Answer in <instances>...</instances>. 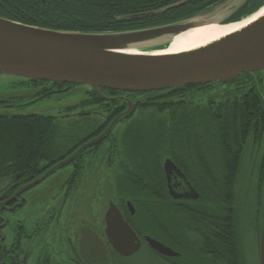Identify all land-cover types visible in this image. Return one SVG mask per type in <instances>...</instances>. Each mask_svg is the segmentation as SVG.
Returning a JSON list of instances; mask_svg holds the SVG:
<instances>
[{
	"label": "trees",
	"instance_id": "16d2710c",
	"mask_svg": "<svg viewBox=\"0 0 264 264\" xmlns=\"http://www.w3.org/2000/svg\"><path fill=\"white\" fill-rule=\"evenodd\" d=\"M221 0H0V16L28 25L81 32H110L138 29L159 25L192 16ZM264 0H250L230 20L236 21L258 10ZM148 14L138 17V15ZM28 85L42 87V91L31 95L35 99L40 93L60 92L64 87H85L59 82L21 78ZM264 71L243 73L230 83H208L175 87L173 89L132 93L138 109L152 106L158 112L172 110L175 124H170L167 138L155 137L149 131L139 128L135 144L128 148L132 156H141L142 163L134 172L117 185H137V194L144 197L160 196L162 185H166L163 157L182 163L187 179L198 187L200 198L183 205L184 214L196 213L210 216L211 230L215 242L205 245L212 248L215 264H242L239 230L237 226L236 184L247 144L250 140L260 145L261 173L264 172ZM67 89V90H68ZM95 89V88H94ZM109 90V89H106ZM110 91V90H109ZM112 92V91H110ZM123 91H117L116 94ZM92 96L90 100L89 97ZM137 96H147L138 99ZM88 100L103 101L98 94L89 95ZM14 97L0 99L3 105ZM198 101V103H197ZM205 101V103H199ZM197 103V104H196ZM123 108V107H122ZM121 108V109H122ZM197 110V111H188ZM181 111V112H180ZM183 111V112H182ZM127 118V117H126ZM52 116L43 114H0V179L10 177L19 183H27L42 173L40 165L51 159L54 149L49 146L53 132ZM52 125V126H51ZM146 133L147 135H142ZM205 133L217 142L218 171L210 168L207 151L201 143ZM198 136V137H197ZM148 137V150H142L140 141ZM171 141V142H170ZM183 144L181 149L180 145ZM48 148V149H47ZM170 151L164 153L166 149ZM174 148V149H173ZM47 149V150H46ZM177 149V150H176ZM201 149V150H200ZM181 152L179 153L178 152ZM182 150V151H181ZM45 151L49 155L45 156ZM40 170V171H39ZM124 174V175H125ZM22 183V184H23ZM203 185H213L203 186ZM211 196L215 204L207 206ZM137 219L133 224L140 233L143 227H161L159 216L163 212L160 204L142 205L137 201ZM205 219V218H204ZM207 219V217H206ZM161 220V219H160ZM209 233V228L206 229ZM210 235V233L208 234Z\"/></svg>",
	"mask_w": 264,
	"mask_h": 264
},
{
	"label": "water",
	"instance_id": "95a60500",
	"mask_svg": "<svg viewBox=\"0 0 264 264\" xmlns=\"http://www.w3.org/2000/svg\"><path fill=\"white\" fill-rule=\"evenodd\" d=\"M249 1L221 0L180 20L110 32L50 29L0 16V74L131 93L215 82L227 84L243 73L255 75L264 71V13L246 26L204 46L178 53L160 51L175 37L190 30L213 24L239 23L264 7L263 4L251 14L231 21ZM125 101L128 109L120 113L100 136L23 186L4 203L17 199L20 193L42 182L92 143L103 140L120 120L133 113L136 103L129 98ZM164 172L168 185H171L173 172L191 185L171 159L165 160ZM192 192V198L199 197L195 189L192 188ZM129 207L134 213V207L131 204ZM106 222L108 239L118 253L130 256L139 250V236L116 206L110 207ZM146 240L161 254H176L151 236ZM104 253L107 255L106 250ZM260 264H264V226L260 235Z\"/></svg>",
	"mask_w": 264,
	"mask_h": 264
},
{
	"label": "flooded vegetation",
	"instance_id": "af4514ba",
	"mask_svg": "<svg viewBox=\"0 0 264 264\" xmlns=\"http://www.w3.org/2000/svg\"><path fill=\"white\" fill-rule=\"evenodd\" d=\"M110 91L106 89H86V93L88 92L89 95L96 93L103 99V101H94V103L91 105L92 107L87 106L88 108L94 110L95 113L99 114L95 115V118L89 117L90 119L88 122H91L92 120H99V122H101L97 124L96 127H94L89 133L81 137L78 134V137L75 138L71 136L73 134H70L69 137L67 136L62 144L64 149L58 150V158L51 160L47 165H45L44 171L70 157L84 144L100 136L109 127L117 115L128 109V104L125 101V98L134 100L132 98L131 92H122L116 94V90ZM89 99L91 100L92 96H90ZM137 110L138 106L136 103L133 113L129 117L120 120L103 140L92 143L77 156L71 159L66 165L62 166L53 173L55 174L58 171L67 172V174H70L71 176H69V185L66 183V185H63L61 188H59V190L62 191L55 194L57 196L55 197L57 202L52 207L53 209H49L50 214L47 217L48 221L41 222L40 220H36L34 222L35 225H33L34 229L31 231V233H27L26 225L23 223H18L16 226H14V228H12L14 236L12 239L13 243L11 245L5 243L7 240L6 233L9 231L10 225L7 217L2 215V213L17 212L18 209L24 207L26 194L32 191L36 186L42 184L45 180L20 193L15 201L0 206V219L2 220L0 225V240H2L0 244V264H51L53 256L56 255L60 257V260L63 264L119 263V259L117 260L116 257L119 258L123 255L116 251L115 247L108 239L107 234L106 215L112 205L116 206L120 210L124 219L132 226L139 236L141 241L140 248L142 245L147 246L153 254L164 261V264H192L194 263L191 260L192 258H194L196 261L202 258L209 264H215L212 248H205V243L209 242V246H211V244L215 242V232L211 230L212 227L210 224L212 220L209 218L210 216L208 217L201 215L199 207H195L196 213L193 214H184L183 210H179L185 203L197 201L200 198V191L194 185H188L184 179L176 174V172H173L171 177V185H168V181L166 179V185H164L165 190L161 197V201L164 203L163 214L161 215L162 239H158L149 234L139 233L131 221V217L136 214V207L133 201L135 200L136 202L138 200V203H142V201L146 200V198H143L140 194H137V185H128L129 188H124L129 189V197L133 199L121 196V191L123 195V192L127 190H120V187L116 188V185H111V194L107 195L105 187L102 185L100 189V198L103 199V201L106 200V206L101 205L103 208L96 215L93 214V218H90L88 213V211H92V209H89L91 200L89 198L90 185H80L82 190L79 202L78 199H74V196H77L76 190L79 187V185H76L78 184L77 175L79 174L86 176L88 173H101L104 171V168L105 172L115 173L118 171L116 170L118 166L121 167L122 164L124 166L122 171L124 172H134L136 170L137 165L134 162H132L133 165H127L125 161H119V163L116 162V149L119 150L121 140H123L126 136V133L123 135L121 133H116L118 132L116 129L120 123L130 121L137 113ZM101 114H103V116ZM88 116L90 115L84 116L85 118H82L87 119ZM70 119L67 118L64 120L70 122ZM56 150L57 147H55L53 150L54 153ZM108 150L112 151V155L110 152H108ZM126 157L128 158V164L129 160L134 158V156L131 154H128ZM180 158H182V156L179 154L177 160L171 158L170 156H166L165 160L171 159L177 168L185 174L183 167L181 166L183 162L179 163ZM116 163L118 164L116 165ZM25 184L26 183H23L12 194L25 186ZM192 188L199 193V197L196 199L192 198ZM12 194L9 197H11ZM74 204H84L87 209V214L85 213L84 217H82L83 214H81V217L79 215L77 216V214H73L72 210ZM129 204L134 207V213L131 212ZM57 207H59V210L56 209ZM62 215H64L65 218L63 226V232L65 233L67 240L65 241V245L62 244L61 240L58 241L59 235L57 236L56 233L60 230L61 224L59 223V220ZM73 217H75V219L77 218V220L80 222L76 223L75 225L76 220H73ZM73 224L76 227L78 226L74 231L72 230ZM52 226L54 228H52ZM51 228V235L56 234V238L54 237L55 239H53V241L49 244L54 243V248L53 245H51V247L44 245V239L47 235V231L49 229L51 230ZM207 228H209L208 231L210 235H208L209 233L206 232ZM41 236L43 239H38ZM147 236H151L159 240L161 243L171 248L176 254L164 255L159 253L149 245L146 240ZM83 237H85V239H83ZM28 242H30L32 245L38 242V245L36 246V248L38 247V250H33L31 248L32 246H27ZM57 242L60 243L59 246L55 245ZM49 249H51L50 252ZM105 250L107 255L104 253ZM206 250L209 252H206L207 255H204L203 253Z\"/></svg>",
	"mask_w": 264,
	"mask_h": 264
},
{
	"label": "rangeland",
	"instance_id": "374dc122",
	"mask_svg": "<svg viewBox=\"0 0 264 264\" xmlns=\"http://www.w3.org/2000/svg\"><path fill=\"white\" fill-rule=\"evenodd\" d=\"M67 89L68 88L64 87L60 90V92H57L58 90H55L42 94L40 93V95H37L34 99L31 97V95L41 92L43 90L42 87L30 86L22 79H20V77L0 74V99H6L9 97L15 98V99H11L10 102H7L3 105L0 104V114L12 115V114L37 113V114H43L53 117L52 121L48 120L46 122L49 123L52 122L53 125V129H52L53 132L50 133V137H49L50 140L49 146L52 147L53 149L57 147V150L55 153L51 154L50 156L52 157L51 159L48 160L46 159L44 162L41 163L40 165L41 170H43L42 168H44L45 165H47L51 160L58 158V150L64 149V147H62V144L67 136L69 137L70 134H73L71 136H73L74 138L78 137V135H80L81 137L89 133L94 127H96L97 124L101 122V121L99 122V120L98 121L92 120L91 122H88L90 118H95L96 117L95 115H99V114L95 113L94 110L87 107V106L92 107L91 105L94 103L93 101L88 100L86 93L87 88L74 87L68 90ZM136 98L145 99L147 98V96L146 97L137 96ZM199 103L204 104L205 101H200ZM188 111H197V110H188ZM172 113L173 112L171 109H166L164 111L158 112V110L152 106H145L142 109H138L137 113L133 116V118L130 121L125 123L124 122L120 123L117 126L116 131L118 132L116 133H121L122 135L126 133V136L123 140H121L119 150L116 149V162L119 163V161L121 162L125 161L127 165L130 164L133 165L132 162H134L136 165H141L140 163L143 162L142 161L143 158L141 156L137 155L134 156V158L130 157L131 159L129 160V164H128V158L126 157L129 154L128 148L131 147V144L136 145L135 144L136 139L134 138V136L136 137L135 131H137V129L139 128H143L149 131V134H153L154 138L160 136L162 133V135H164V137H166L168 140L167 147L169 148L170 147L169 138H171L172 135L168 132V128L170 127V124H175L172 117ZM87 115L90 116H88L87 119H84L85 118L84 116ZM101 115L103 116V114ZM67 118L69 119L71 118L70 122L64 120ZM142 135L146 136L147 134L143 133ZM146 138L148 137H142L140 141L142 145L140 149L142 150H148L147 145L149 143L146 140ZM203 138H205L206 141L201 143V148L202 150L207 151L206 153L207 160L211 165L210 168L211 170L216 172L218 171L217 157H219L218 156L219 153L216 149L217 142L214 140L213 136L209 133H205ZM179 145L183 150L182 147L184 145L182 143L179 144L178 141L176 146L180 148ZM168 148L164 151L165 154L166 153L168 154V152L170 151L169 149H171ZM108 152L111 153L112 151L108 150ZM260 152L261 149L259 143L255 144L253 143L252 140H250L247 144V148L244 154L242 165L239 171V177L236 184V191H237L236 208H237V218H238L237 226L239 230V245H240L242 264H260V235H261V230L264 226V172L262 176ZM46 155L48 154L45 151V156ZM162 160L163 162H165L164 157ZM118 163H116V165ZM123 167H124L123 164L121 165V167L118 166V168L116 169L118 171H116L115 173L105 172V168H104V171L101 173H88L86 176L82 174L77 175L78 184L76 185H79V187L76 190L77 196H74V199L75 198L78 199L79 202V199L81 197L80 196L81 190H82L80 185H90L89 198L91 200L89 204V209L90 210L92 209L91 212L88 211L90 218H93L92 216L93 214L96 215L98 212L101 211V209L103 208L101 205L106 206V202H105L106 200L103 201V199L100 198V189L102 185H104L107 195L111 194V185L112 186L116 185V188L120 187V190H127L123 192V195L121 191V196H125L130 199H133L129 197V191H128L129 189H124L126 187L129 188L128 185H117L118 183L120 184V181L123 178H127L129 176L125 173H130V172L122 171ZM46 171L44 172L42 171L41 174L35 176V178L27 182V184L37 179L41 175H43V173H45ZM69 176L71 175L67 174V172L57 171V173L48 176L46 179H44L45 181L43 180L44 182L42 181L43 182L42 184L36 186L32 191L26 194L24 207L18 209L17 212L2 213V215L7 217L10 225L9 231L6 233L7 240L5 243H7L8 245H11L13 243L12 239L14 233L12 231V228H14V226H16L18 223L25 224L27 228V233H31V231L34 229L33 225H35L34 222L36 220H40L41 222L48 221L47 217L50 214L49 209H53L52 207L57 202L55 198L57 196L55 194H57V192L59 193L60 191H62L59 190V188H61L63 185H66V183L69 185ZM22 183L16 182L10 177L0 179V206L3 205L4 202L12 198L15 195V193L20 190L19 189L14 194H12L17 188H19L22 185ZM162 186L163 187L161 191L163 193L165 188L164 185ZM203 186L212 187L213 185H203ZM31 187H33V185ZM196 188L198 189L197 186ZM162 193L160 194L159 197L158 196L151 197L149 195H146V193H144L143 198H146V200L142 201V203L139 204L145 206L160 204L163 207L164 203L161 201ZM11 194L12 196L9 197ZM7 197L9 198L6 199ZM212 203L215 204L213 198L209 196L206 204L207 206L209 204L212 206ZM134 205L136 207V212H137V203H135ZM194 205H196V207H199L197 206L196 203H194ZM56 209L59 210V207H57ZM182 209L183 207H181L179 210ZM72 211L73 214H77V216L79 215L80 217L82 216L81 214H83L82 217H84V214L86 213L87 209L84 204L83 205L74 204ZM150 217H151V226L146 229L145 227H143L140 233L149 234L158 239H162V226L159 228H157V226L155 225L152 226L153 223L152 218L156 216L153 215V217L152 216ZM137 218H138L137 213L133 217H131V221L133 224L139 222ZM159 218L161 219V220L159 219V221L161 222L162 225V217L159 216ZM64 219H65L64 215H62L59 220V223L61 224L60 230L59 232H56L57 236L59 235L58 241L61 240L63 245H65L66 244L65 241H67L66 235L63 232ZM74 219L75 217H73V220ZM75 220H76L75 225L76 223L80 222L79 220H77V218ZM1 221L2 220L0 219V225H1ZM75 225L73 224L72 227L73 231L76 230L78 227V226L76 227ZM52 228L54 227L52 226ZM52 228L51 230L49 229L47 231V235L44 239L45 240L44 245H48L49 247L53 245L54 248L55 247L54 243L49 244L53 241V239L56 238V234L51 235ZM38 239L42 240L43 237L41 236ZM1 242L2 240H0V244ZM29 244L30 242H28L27 246H32L31 248L33 250L35 249L38 250V247L36 248L38 242L35 243L34 245L32 244L29 245ZM59 244H60L59 242L55 243V245L57 246H59ZM205 245L206 246L209 245V242L205 243ZM50 251L51 249H49V252ZM206 252L209 251L206 250L204 251L203 254L207 255ZM116 259L117 260L119 259L118 261L120 264H164V261L161 260L159 257H157L155 254H153L150 251V249L145 245H142V247L137 252H135L130 256L127 257L122 256L119 258L116 257ZM191 260L194 262L192 264H209L207 261L203 260L202 258H200L198 261L194 260V258H192ZM28 261H33V260H28ZM51 264H63V263L60 260V257L56 255L53 256Z\"/></svg>",
	"mask_w": 264,
	"mask_h": 264
},
{
	"label": "bare ground",
	"instance_id": "6f19581e",
	"mask_svg": "<svg viewBox=\"0 0 264 264\" xmlns=\"http://www.w3.org/2000/svg\"><path fill=\"white\" fill-rule=\"evenodd\" d=\"M263 13L264 7L253 17L239 23H233L230 25L213 24L190 30L175 37L170 45H168V47H166L164 50H161L160 53H178L204 46L211 41H214L220 37H223L224 35H227L228 33L246 26L251 21L260 17Z\"/></svg>",
	"mask_w": 264,
	"mask_h": 264
}]
</instances>
